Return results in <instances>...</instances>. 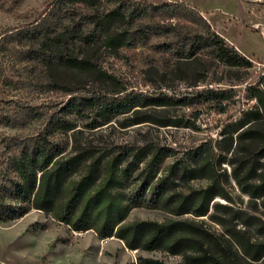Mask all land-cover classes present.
Listing matches in <instances>:
<instances>
[{
  "label": "trees",
  "instance_id": "trees-1",
  "mask_svg": "<svg viewBox=\"0 0 264 264\" xmlns=\"http://www.w3.org/2000/svg\"><path fill=\"white\" fill-rule=\"evenodd\" d=\"M137 48L151 52L144 55L146 71L161 75L163 83L152 93L125 92L116 76L104 68L106 56ZM2 56L8 57L13 68L37 63L39 74L34 81L22 77L17 87L71 95L63 107L65 115L95 112L97 120L91 127L137 105L196 104L225 113L238 95L233 85L244 83L253 67L252 60L217 32L196 7L180 1L53 0L30 22L0 34V77L8 66ZM172 79L184 82L186 90L171 88ZM245 97L252 105L222 132L223 141L229 144L227 151L235 143V156L219 158L232 165L231 175L241 189L264 205V74L246 85ZM18 104L13 112L0 114V124L22 126L39 116L33 106ZM147 120L181 123L179 118H155L153 114L132 116L130 123ZM76 126L72 118L58 117L52 125L27 134L0 131L1 222L37 209L71 230H93L100 238L115 236L129 249H163L180 255L183 264H264V242L253 243L237 233L231 236L244 254H232L231 246L192 220L126 221L134 206H160L174 214L200 216L207 214L215 196L229 198L212 154L197 152L194 165L183 173L207 178L202 189L169 195L168 176L160 175L152 185L151 171L138 188L126 192L120 187L130 175V166H123L120 155L99 152L91 144H71L68 132ZM254 150L255 162L236 156L241 152L251 155ZM214 206L226 207L219 202ZM136 264L168 263L139 254Z\"/></svg>",
  "mask_w": 264,
  "mask_h": 264
},
{
  "label": "rangeland",
  "instance_id": "rangeland-1",
  "mask_svg": "<svg viewBox=\"0 0 264 264\" xmlns=\"http://www.w3.org/2000/svg\"><path fill=\"white\" fill-rule=\"evenodd\" d=\"M51 1L53 0H0V34L9 28L30 22L42 14ZM147 1H180L196 7L217 32L252 60L253 67L246 81L233 85L238 95L225 113L200 108L196 104L182 103L173 107L137 105L127 113L91 127L89 124L97 120L95 112L87 111L82 116L65 115L63 107L71 95L60 90L41 93L31 86L17 87V82L22 77L27 81H34L39 74L37 63L30 62L13 68L11 63L8 64V57L2 56L4 65L8 66L4 77H0V114L13 112L18 103H24L33 106L39 116L32 117L22 126L0 124V131L27 134L52 125L58 117L72 118L77 126L68 132L71 144L75 141L91 144L99 152L120 155L123 166H130V175L120 187L126 192L138 188L151 171L154 173L151 176L152 185L160 175L168 176L171 182L169 195L176 196L202 189L209 182L207 178L183 173L194 165L193 157L197 152L212 154L216 172L229 198L215 196L209 204L207 214L200 216L190 212L174 214L160 206H134L126 221H162L168 218L192 220L224 244L231 246L232 254H244L231 233H237L240 238L253 243L264 242V205L261 199L253 198L241 189L231 175L232 165L227 160L222 161L219 155L227 158L235 156V143L227 151L229 144L223 141L222 132L228 124L241 116L244 109L252 105L245 97L246 85L256 82L264 74V0ZM148 54L151 52L142 48L121 50L104 58V68L116 76L125 92L152 93L163 82L160 74L146 71L144 55ZM220 74L217 71L218 77ZM169 82L171 88L180 90L178 92L186 90L184 82L173 79ZM213 85L230 86L227 83ZM144 114H153L155 118H179L181 123L163 125L154 120L130 123L132 116L140 118ZM236 135L237 133L234 137ZM62 137L66 138V135L62 134ZM210 147H213V151ZM204 148L209 151L203 152ZM2 149L0 144V151ZM236 156L252 163L257 159V151L254 150L251 155L241 152ZM216 202L226 207L216 209ZM207 244L210 247V243ZM139 254L162 258L168 264H183L180 255H173L163 249H129L115 236L100 238L93 230H71L68 225L42 210L31 209L20 218L0 221V264H136Z\"/></svg>",
  "mask_w": 264,
  "mask_h": 264
}]
</instances>
